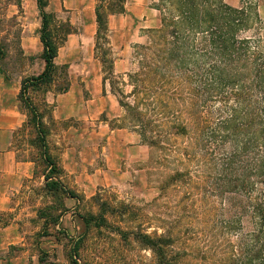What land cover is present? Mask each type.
<instances>
[{
  "label": "rangeland",
  "instance_id": "374dc122",
  "mask_svg": "<svg viewBox=\"0 0 264 264\" xmlns=\"http://www.w3.org/2000/svg\"><path fill=\"white\" fill-rule=\"evenodd\" d=\"M166 1L126 0L125 13L110 17V44L96 51L98 0H48L47 11L70 28L56 59L68 77L59 76L46 94L31 96L44 114L58 172L46 180L49 170L35 144L36 128L18 103L24 123L10 148L18 162L31 164L30 177L16 180L4 194L9 208L0 211V232L10 241L0 243V264H72L77 243L78 260L85 264H160L138 233L172 239L166 252L173 264H264V223L253 210L256 203L264 208V183L251 180L239 197L215 191L220 167L234 151L229 140L217 136L203 144L205 156L198 150L196 160L183 165L178 156L187 139L176 152L151 149L120 104L133 103L129 75L138 71L143 48L176 17ZM215 1L246 10L237 36L251 52L264 50V0ZM41 22L35 1L0 0V75L15 89L45 68ZM107 49L115 58L112 76L100 61L109 58ZM187 90L182 82L183 97ZM13 95L8 100L14 102ZM182 98L175 111L186 110ZM193 107L208 131L219 132L229 118L215 99L207 106L199 99ZM174 172L184 174L162 192ZM52 181L78 197L50 188ZM89 214L98 225L87 229L83 218Z\"/></svg>",
  "mask_w": 264,
  "mask_h": 264
},
{
  "label": "trees",
  "instance_id": "16d2710c",
  "mask_svg": "<svg viewBox=\"0 0 264 264\" xmlns=\"http://www.w3.org/2000/svg\"><path fill=\"white\" fill-rule=\"evenodd\" d=\"M33 1L38 6L42 21L40 41L45 68L41 74L22 80L18 101L28 117V124L32 123L36 128L35 144L49 170L46 175L49 181L57 174L58 165L56 158L49 153L44 114L31 93L46 94L59 76L68 77L66 67L58 66L56 59L66 36L70 34V28L60 22L54 13L47 11L48 0ZM166 2L174 9L176 17L170 18L167 25L154 32L150 44L143 48L138 71L129 75L133 85L129 97H132L133 103L120 101V104L126 109L133 128L151 149L176 152L180 140L187 139L189 144L178 156L183 165L194 162L198 150L204 152L203 144L206 146L211 140L216 142L217 136L221 142L229 140L234 151L220 167L215 191L222 195L236 192L239 197L242 190L249 188L251 180L258 179L264 183V50L258 48V51L251 52L249 43L237 36L241 22L246 20L247 11L244 9L236 10L215 0ZM125 6L126 0H98L96 51L102 47L101 44H110V17L124 14ZM177 19L179 22L176 23ZM105 54L109 58H101L100 61L104 67L108 65L112 76L115 58L111 49H107ZM182 82L188 86L184 97L180 91ZM67 90L68 83L62 91ZM215 92L221 95L214 98ZM182 97L187 99L186 110L175 111V105ZM199 99L206 106L215 99L220 103V112L229 113L219 132L208 131L206 122L197 119L193 106ZM45 106L49 107L46 101ZM242 158L245 161L242 162ZM212 168L216 171L215 166ZM183 174L174 172L169 176L162 192L175 185L176 179ZM47 185L62 190L72 198L78 197L73 191L62 188L59 181L48 182ZM262 209L258 203L253 207L254 216L264 223ZM83 221L89 229L97 219L89 214ZM136 238L152 250L160 264H173L167 260L166 252L173 243L172 239L142 233L136 234ZM79 251L80 244L77 243L70 254L72 264H85L78 260Z\"/></svg>",
  "mask_w": 264,
  "mask_h": 264
},
{
  "label": "crops",
  "instance_id": "0c3cea01",
  "mask_svg": "<svg viewBox=\"0 0 264 264\" xmlns=\"http://www.w3.org/2000/svg\"><path fill=\"white\" fill-rule=\"evenodd\" d=\"M19 89L13 88L0 75V211H7L9 208L5 206L7 199L5 200L4 194L9 192L11 184L30 177L31 164L18 162L16 153L10 148L15 139L14 132L24 123V115L20 113L18 104ZM9 93H14V102L12 98L8 100ZM8 241L10 239H7V235L0 232V243Z\"/></svg>",
  "mask_w": 264,
  "mask_h": 264
}]
</instances>
